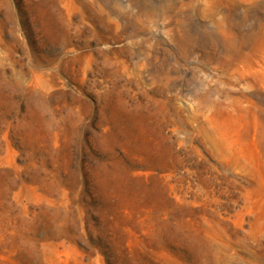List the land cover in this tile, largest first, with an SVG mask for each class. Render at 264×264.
I'll list each match as a JSON object with an SVG mask.
<instances>
[{
  "label": "rangeland",
  "instance_id": "374dc122",
  "mask_svg": "<svg viewBox=\"0 0 264 264\" xmlns=\"http://www.w3.org/2000/svg\"><path fill=\"white\" fill-rule=\"evenodd\" d=\"M0 264H264V0H0Z\"/></svg>",
  "mask_w": 264,
  "mask_h": 264
}]
</instances>
